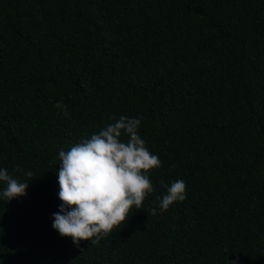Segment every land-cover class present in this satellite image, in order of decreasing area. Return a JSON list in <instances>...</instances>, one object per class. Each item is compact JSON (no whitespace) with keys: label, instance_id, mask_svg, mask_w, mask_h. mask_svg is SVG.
<instances>
[{"label":"trees","instance_id":"trees-1","mask_svg":"<svg viewBox=\"0 0 264 264\" xmlns=\"http://www.w3.org/2000/svg\"><path fill=\"white\" fill-rule=\"evenodd\" d=\"M121 115L155 191L77 248L58 153ZM0 169L29 182L0 198V264H264V0H0ZM161 179L186 184L163 213Z\"/></svg>","mask_w":264,"mask_h":264},{"label":"clouds","instance_id":"clouds-1","mask_svg":"<svg viewBox=\"0 0 264 264\" xmlns=\"http://www.w3.org/2000/svg\"><path fill=\"white\" fill-rule=\"evenodd\" d=\"M55 107L68 117L67 106L62 101ZM111 119L114 122L98 134L75 143L67 151L61 148L58 153L61 205L52 215V228L61 238H70L77 248L81 241L99 244L114 228L128 221L133 207L141 209L146 197L155 191L149 173L161 167V161L138 134L142 117L121 115ZM122 136L127 139L122 140ZM24 175L32 178L33 172ZM0 182L6 185L0 191V198L7 202L26 195L29 182H20L6 169H0ZM160 184L166 189L165 195L157 197L161 213L186 199L183 180L167 185L161 179ZM156 214L153 208L152 215ZM231 264L237 262L233 260Z\"/></svg>","mask_w":264,"mask_h":264}]
</instances>
